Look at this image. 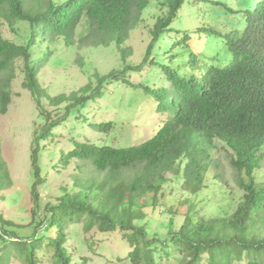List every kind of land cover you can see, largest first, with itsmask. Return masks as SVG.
Returning <instances> with one entry per match:
<instances>
[{
  "label": "trees",
  "instance_id": "obj_1",
  "mask_svg": "<svg viewBox=\"0 0 264 264\" xmlns=\"http://www.w3.org/2000/svg\"><path fill=\"white\" fill-rule=\"evenodd\" d=\"M154 1L167 13L158 17L150 30L151 40L142 63L125 65L106 75L96 73L93 81L69 95L47 96L49 106L55 108L48 111L42 106L46 95L38 81L40 64L32 58L36 40L49 32L51 38L62 37L70 46L74 31L86 18L91 31L80 40L81 45L107 46L115 42L120 46L132 29L133 10H144L148 0H67L61 5L47 0L35 14L26 10V0H0V115H5L12 103V65L19 60L24 75L22 86L30 93L40 118L30 156L33 181L29 226L33 230L20 237L1 225L5 254L15 253L24 264H85L73 263L66 247L67 226L81 220L85 230L96 227L102 233L124 234L132 249L128 254L131 264H159L163 255L171 252L177 254L180 264H238L243 259L246 264H264V238L249 233L257 220L264 221V185L253 178L264 152V0H242L239 9H231L242 16V27L223 37L231 57L227 66H213L204 73L191 71L184 76L178 67L167 68L166 87L143 88L156 102V110L168 113L151 138L123 148L75 142L72 150L61 154L57 164H64L63 169L70 160H89L107 177L96 187L86 186L80 194L65 193L59 203L45 206L40 219L39 189L45 183L40 163L42 143L49 142L54 130L65 124L75 109L100 98L108 85L116 81L130 84V71H140L153 63L155 44L170 30L186 0ZM18 21L28 22L31 28L24 45L2 34L3 23L13 30ZM120 54L124 58L126 50ZM99 127L108 131L111 124ZM215 141L231 151L230 164L240 175L238 187L243 197L237 209L227 217L187 216L179 230H172L164 241L148 237L144 225L136 224L146 218V197L152 195L155 206L162 185L173 177L182 178L191 193L199 192L214 164L210 151ZM137 165H142L140 174L126 182L117 181L120 172ZM8 180L9 173L0 159V192Z\"/></svg>",
  "mask_w": 264,
  "mask_h": 264
},
{
  "label": "rangeland",
  "instance_id": "obj_2",
  "mask_svg": "<svg viewBox=\"0 0 264 264\" xmlns=\"http://www.w3.org/2000/svg\"><path fill=\"white\" fill-rule=\"evenodd\" d=\"M61 5L67 0H51ZM242 0H186L176 18L155 44L154 58L144 69L130 71V84L116 81L106 87L104 94L75 109L67 122L57 127L49 140L42 143L40 156L42 175L45 183L39 189L40 219L47 205L59 203L65 193L80 194L86 186H98L106 172H98L89 160H70L63 169L58 165L60 155H66L74 148L75 142L93 143L97 146L123 148L138 145L151 138L167 119L168 113L156 110V102L145 92L144 87L156 89L167 86V68H179L181 76L210 67H225L230 55L223 44L224 36L233 29L242 27V16L233 12L239 9ZM47 0H26L25 8L31 14L41 10ZM167 13L159 3L148 0V6L137 12L133 10L132 29L126 41L117 46H85L80 44L91 31L84 18L74 31L73 43L65 45L62 37H52L49 32L41 35L32 48V58L38 60L40 69L38 81L45 95L42 106L48 111L47 96L69 95L93 81L94 74L106 75L120 70L125 65L142 63L151 40L150 30L158 17ZM4 21V20H3ZM210 29L213 32H207ZM5 39L16 44L27 43L31 34L28 22L18 21L13 30L3 23ZM92 38V37H91ZM90 38V39H91ZM111 39L110 41H113ZM126 50L122 58L121 51ZM152 62V61H151ZM22 61H15L12 82V103L5 115H0V159L9 173V180L0 192V227L15 231L25 237L33 230L31 222V144L36 125L40 123L39 112L30 95L23 88ZM111 124L108 131L99 130L101 124ZM210 151L214 164L206 173L204 187L191 193L182 178L168 179L161 187L156 205L152 195L146 197L148 207L144 225L148 237L160 241L167 239L173 230H179L187 216L194 219L230 216L242 201L243 191L238 187L237 171L230 164L231 151L221 142L215 141ZM142 165L123 170L117 181L126 182L141 173ZM242 177L244 175L242 174ZM253 178L258 185H264V152L260 168ZM155 204V203H154ZM66 247L73 263L85 264H131L128 254L132 250L124 234L118 231L100 232L96 227L85 230L84 222L67 226ZM259 239L264 238V221H256L249 231ZM15 253L5 254L0 239V264H24ZM159 264H180L177 254H164ZM238 264H246L243 259Z\"/></svg>",
  "mask_w": 264,
  "mask_h": 264
}]
</instances>
